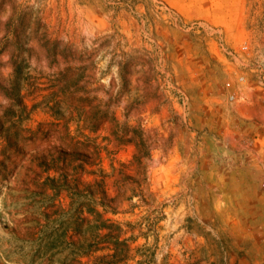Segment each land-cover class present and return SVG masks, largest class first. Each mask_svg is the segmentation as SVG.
Returning <instances> with one entry per match:
<instances>
[{
    "label": "rangeland",
    "instance_id": "1",
    "mask_svg": "<svg viewBox=\"0 0 264 264\" xmlns=\"http://www.w3.org/2000/svg\"><path fill=\"white\" fill-rule=\"evenodd\" d=\"M260 214L264 0H0V264H264Z\"/></svg>",
    "mask_w": 264,
    "mask_h": 264
},
{
    "label": "trees",
    "instance_id": "2",
    "mask_svg": "<svg viewBox=\"0 0 264 264\" xmlns=\"http://www.w3.org/2000/svg\"><path fill=\"white\" fill-rule=\"evenodd\" d=\"M134 141L131 139L129 141V143H133ZM133 166H138L141 167L143 166L142 163V159L136 154L134 156V160L130 162V164H120L118 167L115 165H112V173L111 175H109L107 173V171L102 170L101 171V176H102V180L100 183H96V184H100L102 187V194H103V206L105 207V209L108 211L109 208L111 207V199L109 197L108 191H107V180L110 178V176H113L116 178V183L119 184L121 181H126L130 178V176L127 173L128 168L133 167ZM95 184H91L90 188H91V195L90 197L92 198V200H94L95 195H94V189H95ZM70 185L67 183V181L65 182L64 185H62L61 190H66V191H70ZM130 240L125 241V243L129 242ZM127 249H130L129 245H125Z\"/></svg>",
    "mask_w": 264,
    "mask_h": 264
},
{
    "label": "bare ground",
    "instance_id": "3",
    "mask_svg": "<svg viewBox=\"0 0 264 264\" xmlns=\"http://www.w3.org/2000/svg\"><path fill=\"white\" fill-rule=\"evenodd\" d=\"M252 211H254V212H252L251 214H255L256 213L255 210H252ZM258 218L259 219H264V214H260L259 216L252 215L250 219H251V221H255Z\"/></svg>",
    "mask_w": 264,
    "mask_h": 264
}]
</instances>
